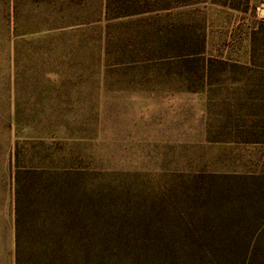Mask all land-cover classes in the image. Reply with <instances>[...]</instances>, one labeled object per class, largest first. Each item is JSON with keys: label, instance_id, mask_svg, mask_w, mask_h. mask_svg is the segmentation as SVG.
<instances>
[{"label": "rangeland", "instance_id": "obj_1", "mask_svg": "<svg viewBox=\"0 0 264 264\" xmlns=\"http://www.w3.org/2000/svg\"><path fill=\"white\" fill-rule=\"evenodd\" d=\"M124 2L0 0V264L17 152L62 264H264V0Z\"/></svg>", "mask_w": 264, "mask_h": 264}, {"label": "trees", "instance_id": "obj_2", "mask_svg": "<svg viewBox=\"0 0 264 264\" xmlns=\"http://www.w3.org/2000/svg\"><path fill=\"white\" fill-rule=\"evenodd\" d=\"M107 7L110 6V0H107ZM113 2V1H111ZM118 2V1H117ZM139 0H125L127 7L134 8V3ZM125 4V5H126ZM123 5V6H125ZM124 8V7H122ZM64 174V173H63ZM62 174V175H63ZM55 178L44 170H30L28 166L20 163V155L15 154V172H14V264H62L64 226L62 216L53 201L52 183ZM26 180L27 182H25ZM60 177L56 181H64ZM29 181H38L40 185V197L37 207L38 223L31 226L24 222L22 199L27 194V184ZM62 187L59 186L56 192L60 193ZM30 214V211H28ZM33 212H31L32 214ZM57 213V214H56ZM81 215L75 214V222L80 228ZM80 236V232H78Z\"/></svg>", "mask_w": 264, "mask_h": 264}]
</instances>
